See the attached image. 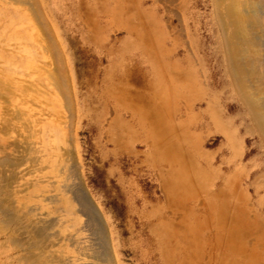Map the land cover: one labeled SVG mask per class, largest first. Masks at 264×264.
Here are the masks:
<instances>
[{"label": "rangeland", "instance_id": "rangeland-1", "mask_svg": "<svg viewBox=\"0 0 264 264\" xmlns=\"http://www.w3.org/2000/svg\"><path fill=\"white\" fill-rule=\"evenodd\" d=\"M35 1L67 65L74 95L71 137L76 151L78 175L100 215L115 264H177L171 256L180 255L185 242L193 237L195 243L205 247L202 253L206 255V264H222V249L219 252L213 247L214 239L219 232L222 233V225H216L214 220H203L208 215L205 209L206 192L194 189L193 183L189 184L195 178L192 166L195 148L187 113L176 111L170 104L161 108V102L150 97L145 88L147 64L140 58L138 47L128 49L121 65L113 72L109 70L110 60L126 38L125 31L120 27L123 18H132L131 23L136 29L135 38L144 49L143 56L158 63L157 25H147L150 32L147 37L143 24L153 21V16L158 13L157 6L170 34L184 43H188L189 37L197 45L200 39L198 32L206 35L208 41L214 33L209 22L210 0H175L166 7L161 1L156 6L153 0H128L123 6L125 14L118 15L116 19L111 14H91L87 0ZM258 1L262 6L259 22L264 30V0ZM27 4L0 0V67H8V64L21 60L22 65L29 62L39 68L51 61L42 26L33 16L30 4ZM168 8L174 10V16L166 14ZM188 13L191 19L187 23ZM196 22H201L198 32L194 31ZM254 65L258 72L255 81L256 78L260 79L264 86V43ZM110 72L111 77L108 74ZM12 77L21 78L15 73ZM27 80L34 85V92H30L33 100L45 105L50 100L61 99L41 73L30 74ZM109 86L115 96L124 97L121 98L122 103L125 100L131 110L126 108L125 111H119L120 105L113 101L112 96L108 97L106 88ZM228 89L225 83L216 88L218 94L223 96L222 104L236 123L243 140L244 149L240 156L242 171L244 175L257 173L255 182L262 186L264 153L240 104L233 98L226 99ZM54 109L64 111L63 106H55ZM132 110L141 113L147 126L154 119L160 126L158 146L151 151L138 142V137L146 133V126L134 120ZM203 140L200 139V145L208 157L206 162H210L213 168H222L223 143L220 136L205 139L204 144ZM29 157L20 167V170L29 169L30 175L22 177L16 184L13 196L15 208L20 213L31 211L30 219L44 220L46 224L53 225L44 249L45 256L51 255L50 264H59V260L70 264H92L85 250L90 244V233L83 227L85 218L73 212L71 206L75 205L70 200L71 195L62 189V186L74 182L70 178L69 164L62 163L64 170L61 173L47 169V179L37 184L36 178L40 175L35 172L37 167H31ZM168 159L174 161L169 162ZM168 181L178 185V188H173L176 196L171 201L176 202L175 207H170L168 203ZM209 181L212 184V175L205 179L206 183ZM213 182L214 186L220 180ZM25 183L31 186L22 192L19 184ZM40 189L45 190V197L57 196L60 202L33 198ZM208 193L212 195L213 191ZM185 195L189 196L183 199ZM263 196L264 192L260 189V196L253 200H262ZM208 199L211 200L210 197ZM174 209L176 215L172 219L170 212ZM211 209L209 216L215 217L216 208ZM260 217L264 218V204ZM201 222L203 224L199 227ZM4 240L2 237L1 242ZM220 245L222 247L221 238ZM2 248L9 253L13 251V256L17 253L9 243H5ZM165 255L171 256L166 259Z\"/></svg>", "mask_w": 264, "mask_h": 264}, {"label": "bare ground", "instance_id": "bare-ground-1", "mask_svg": "<svg viewBox=\"0 0 264 264\" xmlns=\"http://www.w3.org/2000/svg\"><path fill=\"white\" fill-rule=\"evenodd\" d=\"M125 1L128 0H87V3L93 15L111 14L112 17L118 18V15L125 14L123 9ZM160 1L166 7L167 4L172 5L175 0H153V3L157 6ZM15 2L30 4L31 12L38 23L40 22L46 36L51 61L39 68L29 62L22 65L21 60L8 64V67H0V264L52 262L51 255L45 256L44 249L50 237L48 232L53 225L46 224L44 220L30 219L31 211L20 213L14 206L16 184L23 179L22 177L30 175L29 169L20 170L28 156L31 158V167H37L35 172L40 175L36 178L37 184L45 182L49 174L46 172L47 169L51 168L61 173L64 170L62 163L69 164L68 168L72 175L70 178L74 182L62 186V189L71 195L70 200L75 205L71 206L73 212L85 218L83 227L90 233V244L85 248L87 256L93 261L92 264H115L100 215L82 185L80 174L78 175L76 151L71 137L74 95L71 92V82L63 54L37 2L35 0ZM209 9V22L214 33L209 36L208 41L206 35L198 32L201 22L194 23V31L200 36L199 44L195 45L189 37L188 43H184L166 30L162 13L157 6L158 13L153 19L151 17L153 21L142 23L147 37L150 35L147 25H157L158 63H154L146 55L143 56L144 49L135 38L136 29L131 23L132 18H123L120 27L125 31L126 38L110 60L109 70L113 72V69L121 65L128 49L139 48L140 58L147 64L148 78L145 88L149 91L150 97L161 102V108L170 104L176 111L187 113V122L195 148L192 164L195 178L189 184L193 183L194 189L206 192L205 209L208 210V215H205L203 220H214L216 225H222V233H218L213 245L219 252L222 249V264H264V218L260 217L264 199L253 200L260 196V189L264 192V184L258 186L255 182L257 173L244 175L240 160L244 149L243 140L236 123L222 104L223 96L216 90L219 84L225 83L229 86L227 94L225 93L226 99L233 98L240 104L264 153V86L260 79L256 78L255 81L258 72L254 65L264 43L262 32L264 30L258 17L262 14V6L258 0H210ZM165 11L166 14L174 16L173 9L168 8ZM188 17L187 23L191 19L190 15ZM186 29L189 30L188 27ZM211 59L214 60L213 64ZM37 72L44 76L45 82L53 87L61 99L50 100L45 105L33 100L30 92L33 91L34 85L27 77ZM13 73L20 75L21 78L13 79ZM108 74L111 77V72ZM106 91L108 97L112 96L113 101L120 105V112L126 108L130 109L125 100L122 103L121 98L124 97L115 96L110 86ZM55 106H63L64 111L55 110ZM161 108L159 106L160 111ZM133 112L134 120L144 123L141 113ZM151 124L148 126L145 124L146 133L138 137V142L147 147L148 151L158 146L159 142L160 126L155 119ZM213 136H220L223 143L222 168H213L210 162H206L208 157L200 145V139L205 140ZM171 159L168 161L173 162ZM180 172L181 170L177 171L178 176ZM220 172L222 175H219ZM208 175H212V184L210 181L205 182ZM217 179L220 182L213 186V181ZM167 185L168 203L170 207H175L176 202L171 201L174 195L176 196L173 188H178V185L172 181H168ZM30 186L28 183L19 184L22 192ZM210 188L213 191L212 195L208 193L211 192ZM44 195L45 190L40 189L33 198H43L44 201L50 202L61 200L57 196ZM188 196L185 195L183 199ZM208 197L211 198L210 201ZM212 207L216 208L215 217L209 216ZM170 214L173 219L176 215L175 209L171 210ZM2 237L5 240L1 242ZM194 238L185 242L180 255H165L166 259L171 256L176 259L177 264H206V255L202 253L205 247L195 243ZM5 243H9L17 251L15 256L12 254L13 251L9 253L3 250ZM58 263L70 264L65 260H59Z\"/></svg>", "mask_w": 264, "mask_h": 264}]
</instances>
